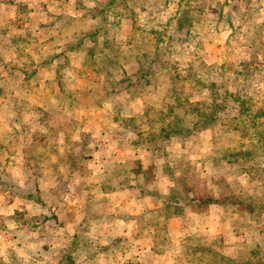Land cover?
I'll return each instance as SVG.
<instances>
[{
    "label": "rangeland",
    "instance_id": "374dc122",
    "mask_svg": "<svg viewBox=\"0 0 264 264\" xmlns=\"http://www.w3.org/2000/svg\"><path fill=\"white\" fill-rule=\"evenodd\" d=\"M0 264H264V0H0Z\"/></svg>",
    "mask_w": 264,
    "mask_h": 264
}]
</instances>
